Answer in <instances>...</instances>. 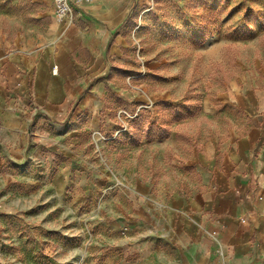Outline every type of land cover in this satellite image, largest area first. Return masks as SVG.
I'll return each mask as SVG.
<instances>
[{
    "label": "rangeland",
    "instance_id": "rangeland-1",
    "mask_svg": "<svg viewBox=\"0 0 264 264\" xmlns=\"http://www.w3.org/2000/svg\"><path fill=\"white\" fill-rule=\"evenodd\" d=\"M50 1L0 0V45L37 37ZM153 1L115 84L126 94L105 93L98 126L66 137L74 153L43 147L0 169V264H100L118 189L181 184L185 163L241 121L224 97L264 75V0Z\"/></svg>",
    "mask_w": 264,
    "mask_h": 264
},
{
    "label": "crops",
    "instance_id": "crops-1",
    "mask_svg": "<svg viewBox=\"0 0 264 264\" xmlns=\"http://www.w3.org/2000/svg\"><path fill=\"white\" fill-rule=\"evenodd\" d=\"M153 7V0H94L59 23L51 0L37 37L0 45L1 170L12 173L9 163L43 147L74 153L62 146L66 137L77 135L70 140L76 144L79 129L98 126L105 93L126 94L115 84L135 68L130 39ZM224 99L241 121L185 163L181 184L135 181L118 189L100 264H264V75Z\"/></svg>",
    "mask_w": 264,
    "mask_h": 264
},
{
    "label": "built area",
    "instance_id": "built-area-1",
    "mask_svg": "<svg viewBox=\"0 0 264 264\" xmlns=\"http://www.w3.org/2000/svg\"><path fill=\"white\" fill-rule=\"evenodd\" d=\"M93 1L94 0H52L54 18L59 23L71 21L74 6L77 7L82 4H89ZM56 69V66H54L53 72H55Z\"/></svg>",
    "mask_w": 264,
    "mask_h": 264
}]
</instances>
